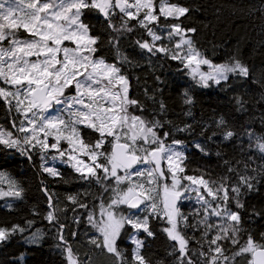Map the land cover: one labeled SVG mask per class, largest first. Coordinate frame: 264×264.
<instances>
[{"label": "snow or ice", "instance_id": "snow-or-ice-1", "mask_svg": "<svg viewBox=\"0 0 264 264\" xmlns=\"http://www.w3.org/2000/svg\"><path fill=\"white\" fill-rule=\"evenodd\" d=\"M91 10L102 14L111 29L108 42L116 51L114 62L98 54L101 37L93 35L91 26L83 19ZM188 12L187 7L170 0H12L7 8L0 4V103L10 114H18L10 129L0 126V153L18 152L34 162L38 150L44 173L63 178L56 167L49 166V161L60 160L81 181L95 182L105 193H111L107 202L101 201V219L95 220L89 212L88 220L99 233L90 237L89 243L114 255L119 264H151L143 254L144 240L138 234L154 235L150 226L153 218L166 223L163 231L178 245L170 253L176 254L178 264H197L193 255L201 258L200 264H239V258H246L247 264H264V233L259 241L249 233L245 242H240L243 219L238 209L244 207L240 198L245 189L254 188L256 177L237 173L238 181L232 183L227 175L219 180L188 175L183 141L172 139L168 143L171 131H162L164 123L132 111L133 106L141 111L143 108L129 96V79L122 65L130 61L121 55L119 40L134 31L133 21L151 37V41L137 40L141 49L180 61L200 87L208 88L210 82L227 84L232 76L249 77V68L235 55L219 64L204 56L188 35L195 33V28H184L181 23L160 24V17L179 21ZM250 14L264 17V4ZM153 24L167 29L166 38L169 45L175 41L173 47L163 43L164 36L150 27ZM157 41L161 43L157 45ZM201 66L209 70L204 71ZM184 97L185 104L192 103L187 91ZM236 103L243 108L245 102L236 97ZM217 123L227 127L223 118ZM190 127L185 125L176 131L184 132ZM84 129L97 134L95 139H88ZM234 135L228 129L224 138ZM253 135L249 132L250 137ZM108 145H112L111 151ZM195 147L205 151L199 143ZM52 150L57 155H49ZM255 150L264 157V136L255 137ZM234 171L228 168V172ZM4 184L8 190L0 187V196L23 198V186L0 165V186ZM43 191L50 208L45 219L55 224L58 209L53 194L46 186ZM189 193L195 194L201 206L199 225L203 226L202 240L207 251L202 243L198 253L192 252L183 232L189 218L181 212L178 202L188 198ZM81 195L87 193L69 195L67 199L86 209L88 205L81 202ZM121 206H126L127 211ZM137 211L146 214L141 217ZM33 212L37 214L35 209ZM213 217L217 218L215 223ZM33 223L27 221L28 228ZM127 226L133 230L130 239L135 245L131 262L117 246L118 237ZM28 228L20 224L0 226V243L20 235L30 247L39 246L43 233L37 230L25 236ZM63 228L61 224L60 230ZM58 239L66 264H91V258L82 259L62 233ZM228 243L236 248L231 256L226 254ZM19 259L23 264V253Z\"/></svg>", "mask_w": 264, "mask_h": 264}, {"label": "trees", "instance_id": "trees-1", "mask_svg": "<svg viewBox=\"0 0 264 264\" xmlns=\"http://www.w3.org/2000/svg\"><path fill=\"white\" fill-rule=\"evenodd\" d=\"M170 2L187 7L189 12L180 17L179 21L160 17L161 25L181 23L184 28H195L196 32L188 35L204 56L219 64L235 55L247 65L250 75L246 79L232 76L227 84L216 85L210 82V87H200L180 61L172 60L164 53L152 55L146 49H141L137 40H151L146 30L133 21L134 31L125 33L119 40L121 55L127 56L130 61L122 65L129 79V96L138 100L143 108L141 111L140 107L133 106L132 111L136 115L164 123L162 131H171L168 143L172 139L183 141L188 175H203L209 180H219L227 175L231 177L232 183L238 181L237 173L256 177L254 188L244 190L240 198L244 207L238 211L243 219L240 242L244 243L249 233L259 241L261 233H264V157L255 150V137L264 136V17L250 13L261 7L264 0ZM83 19L91 26L92 34L101 37L98 54L106 57L109 62L116 61V51L108 42L111 29L103 15L97 10H91L86 12ZM116 22L119 23V16ZM185 91L192 97L191 104L184 103ZM236 97L244 100L243 108L236 103ZM161 104L164 105L163 109ZM13 117H16L15 112L10 114L0 103V126L10 129ZM221 118L227 122L226 128L218 126L217 122ZM185 125H190V129L176 131ZM228 129L235 135L225 139L224 133ZM84 132L88 139L93 140L95 137L89 129H84ZM249 132L254 135L250 137ZM197 143L202 145L204 152L195 147ZM107 147L111 151L112 145ZM0 165L24 188L22 199L0 196V226L20 224L28 228L27 221L32 220L34 223L24 235L37 230L43 233L39 246L30 247L20 235L10 242L0 243V264H21L19 257L22 253L23 264H66L58 247V236L61 233L82 259L91 258V264H119L114 255L95 249L89 243L90 237L99 235L88 220L89 212L93 213L95 219L101 201L107 202L111 193H105L95 182L89 184L81 181L78 174L64 163L49 165L56 167L63 178L44 173L40 168L38 150L34 162H29L18 152L0 153ZM229 167L235 171L228 172ZM45 186L53 194L58 209V222L55 224L45 219L50 210L48 196L43 191ZM0 187L4 191L8 190L7 184ZM77 193H87L80 196L81 202L88 205L86 209L67 199V196ZM190 194L191 197L179 201V206L181 212L189 218L188 226L183 227L190 241L188 247L198 253L202 243L203 250L207 251V244L202 240L203 226L199 225L202 214L200 203L194 193ZM121 207L127 211L126 206ZM33 209L37 214H34ZM136 214L143 217L146 213L137 211ZM216 219L213 217L212 222L215 223ZM61 224L64 225L62 230ZM150 226L153 236L148 237L143 232L138 234V238L144 240L143 254L151 260V264H178L176 254H170L173 246L178 245L163 231L166 223L153 218ZM132 231L131 226H127V230L117 240L118 248L129 262L135 247L130 239ZM214 234L210 233L208 239ZM234 251L236 248L230 243L226 244L227 255L231 256ZM192 258L200 264L201 258L198 255ZM239 264H247V259L239 258Z\"/></svg>", "mask_w": 264, "mask_h": 264}, {"label": "rangeland", "instance_id": "rangeland-1", "mask_svg": "<svg viewBox=\"0 0 264 264\" xmlns=\"http://www.w3.org/2000/svg\"><path fill=\"white\" fill-rule=\"evenodd\" d=\"M11 2H12V0H0V4H3L5 8H7L8 5H9V3H11ZM133 2H134V0H133ZM101 15H102V14H101ZM150 27H154L155 30L157 31V34H162V35L164 36L163 43H164L165 45H168L169 47H173V46H174L175 41H173V43H172L171 45H169V42H168V40H167V38H166L167 29L157 27L155 24L150 25ZM21 32L23 33V30H22V29H21ZM23 34H24L25 36H27V33H23ZM177 39H178V38H177ZM150 40H151V37H150ZM156 43H157V45H159L161 42H160V41H157ZM201 68H202V70H204V71L209 70L207 66H201ZM189 72H190V70H189ZM190 76H191V75H190ZM15 116L18 117V114L15 113ZM94 135H95V137H96L97 134L94 133ZM95 137H93V140H94ZM110 138H111V137H110ZM111 139H112V138H111ZM52 142H54V141H52ZM64 146L67 147L66 144H64ZM49 155H57V153L55 152V150H52V151L49 153ZM65 159H66V158H65ZM85 159H87V158L85 157ZM49 162H50L49 165H51V163H54V165H55V164H56V165L61 164V161H60V160H57V161H55V162H53V161H49ZM166 167H167V165L165 164V168H166ZM169 183H171L170 180H169ZM188 197H191V194H190V193L188 194ZM99 219H101L100 211H99L97 217L95 218V220H99Z\"/></svg>", "mask_w": 264, "mask_h": 264}, {"label": "water", "instance_id": "water-1", "mask_svg": "<svg viewBox=\"0 0 264 264\" xmlns=\"http://www.w3.org/2000/svg\"><path fill=\"white\" fill-rule=\"evenodd\" d=\"M178 204H179V202H178Z\"/></svg>", "mask_w": 264, "mask_h": 264}]
</instances>
